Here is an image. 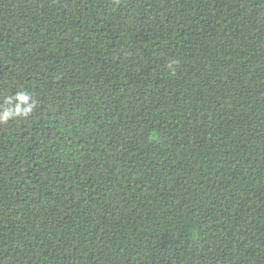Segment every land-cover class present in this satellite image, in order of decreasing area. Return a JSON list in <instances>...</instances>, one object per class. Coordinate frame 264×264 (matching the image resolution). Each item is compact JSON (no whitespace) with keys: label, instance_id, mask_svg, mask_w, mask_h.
Segmentation results:
<instances>
[{"label":"trees","instance_id":"obj_1","mask_svg":"<svg viewBox=\"0 0 264 264\" xmlns=\"http://www.w3.org/2000/svg\"><path fill=\"white\" fill-rule=\"evenodd\" d=\"M0 264H264V0H0Z\"/></svg>","mask_w":264,"mask_h":264},{"label":"clouds","instance_id":"obj_2","mask_svg":"<svg viewBox=\"0 0 264 264\" xmlns=\"http://www.w3.org/2000/svg\"><path fill=\"white\" fill-rule=\"evenodd\" d=\"M19 99H20L21 101H26L27 97H25V96H20ZM29 110H30V109H25L24 111L27 112V111H29ZM6 116H7V114H5V118H6Z\"/></svg>","mask_w":264,"mask_h":264}]
</instances>
